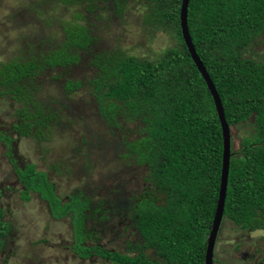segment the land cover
Here are the masks:
<instances>
[{"label": "trees", "instance_id": "trees-1", "mask_svg": "<svg viewBox=\"0 0 264 264\" xmlns=\"http://www.w3.org/2000/svg\"><path fill=\"white\" fill-rule=\"evenodd\" d=\"M86 1L92 9L111 1L122 12L129 0ZM181 1L147 0L149 9L143 17L150 24H173L179 41L176 46L153 60L101 51L93 60L97 76L88 81L110 127L120 126L122 119L144 124L138 139L125 142L122 155L130 160L129 166L136 163L147 172L149 184L135 208L143 241L140 251L130 256L96 243L86 245L89 199L75 194L71 202L62 203L56 195L54 201V183L46 171L37 170L35 164L15 167L24 191L39 193L54 218L73 211L77 225L73 250L82 259L94 254L116 264H205L221 183L223 134L213 97L182 36ZM188 26L230 126L254 118V133L241 139L239 149L232 147L224 218L242 229L264 230V62L244 55L245 48L264 34V0H190ZM94 42L87 26L67 24L62 44L46 55L43 63L10 61L0 66V86L13 101L22 100L10 122L20 137L40 139L48 124L39 106L34 110L32 92H26L19 82L35 77L43 68L78 63L82 58L79 51L88 50ZM84 84L83 80L66 79L64 88L72 92ZM1 138L8 147L6 154L16 163L11 149L19 138L6 133ZM4 213L0 206V249L10 230ZM149 250L165 262L149 258Z\"/></svg>", "mask_w": 264, "mask_h": 264}, {"label": "rangeland", "instance_id": "rangeland-1", "mask_svg": "<svg viewBox=\"0 0 264 264\" xmlns=\"http://www.w3.org/2000/svg\"><path fill=\"white\" fill-rule=\"evenodd\" d=\"M92 6L86 0H0V66L10 61L43 63L46 55L62 44L67 24L85 25L95 37L92 47L79 51L82 58L78 63L43 68L35 77L19 82L26 92H32L34 110L39 106L47 120L42 138L20 137L16 130L11 134L13 112L22 100L13 101L0 86V133L19 138L11 149L16 163L0 139V206L5 212L3 220L10 226L0 249V264H116L94 254L82 259L74 252L77 225L73 211L56 219L39 193L27 194L15 171L16 166L26 164L48 173L55 187L54 201L58 196L62 203H69L75 194L89 199L84 223L89 236L86 245L96 243L130 256L141 249L135 208L149 184L147 172L136 163L129 166L130 160L122 155L125 142L138 139L144 124L122 119L120 126L110 127L99 112L88 81L97 76L93 60L101 51L153 60L179 41L173 24L143 20L149 9L147 0H129L122 12L111 1ZM244 55L264 62V34L245 48ZM66 79L85 84L68 92ZM253 124L251 117L231 127L233 149H239L241 139L254 133ZM147 253L149 258L165 262L155 251ZM215 264H264V230L242 229L224 218Z\"/></svg>", "mask_w": 264, "mask_h": 264}, {"label": "water", "instance_id": "water-1", "mask_svg": "<svg viewBox=\"0 0 264 264\" xmlns=\"http://www.w3.org/2000/svg\"><path fill=\"white\" fill-rule=\"evenodd\" d=\"M189 2L190 0L181 1L180 26H181L182 36L194 63L196 64L198 70L201 72L208 86V89L213 97L215 107L220 119L222 134H223V159H222V172H221V183L219 188V197L217 201L213 223L211 225V231L207 238V248H206V256H205V264H215L214 262L215 249L218 240V234L224 219L233 141H232L231 126L226 119L225 111L220 95L203 61L201 60L199 54L197 53V50L195 48V45L193 43L189 31V26H188Z\"/></svg>", "mask_w": 264, "mask_h": 264}, {"label": "flooded vegetation", "instance_id": "flooded-vegetation-1", "mask_svg": "<svg viewBox=\"0 0 264 264\" xmlns=\"http://www.w3.org/2000/svg\"><path fill=\"white\" fill-rule=\"evenodd\" d=\"M10 128H11V134H12V132H14V129H13V127H11L10 126ZM0 134H3V133H0ZM6 134H8V133H6ZM9 135V134H8ZM9 136H11L12 137V135H9ZM13 138V137H12ZM0 139L2 140V138H1V135H0ZM4 141V140H3ZM1 190V189H0ZM1 196H2V193H1ZM214 262H215V260H214Z\"/></svg>", "mask_w": 264, "mask_h": 264}, {"label": "clouds", "instance_id": "clouds-1", "mask_svg": "<svg viewBox=\"0 0 264 264\" xmlns=\"http://www.w3.org/2000/svg\"><path fill=\"white\" fill-rule=\"evenodd\" d=\"M46 201V200H45Z\"/></svg>", "mask_w": 264, "mask_h": 264}]
</instances>
